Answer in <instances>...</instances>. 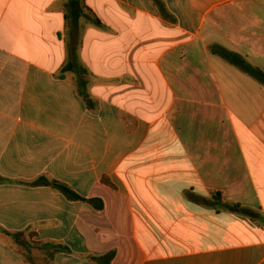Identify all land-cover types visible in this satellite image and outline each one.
<instances>
[{
    "label": "crops",
    "instance_id": "1",
    "mask_svg": "<svg viewBox=\"0 0 264 264\" xmlns=\"http://www.w3.org/2000/svg\"><path fill=\"white\" fill-rule=\"evenodd\" d=\"M67 2L0 0V264H264L263 224L189 197L264 215V83L218 54L264 73V0H86L65 71Z\"/></svg>",
    "mask_w": 264,
    "mask_h": 264
},
{
    "label": "trees",
    "instance_id": "2",
    "mask_svg": "<svg viewBox=\"0 0 264 264\" xmlns=\"http://www.w3.org/2000/svg\"><path fill=\"white\" fill-rule=\"evenodd\" d=\"M86 0H68L66 4V20L68 21V27H69V46H68V55H69V63L64 67L65 71L71 70L72 68L77 66V52L79 47L81 46V43L78 38V25L79 21L83 18L90 17L95 23H98L99 21L89 15V9L86 7ZM156 5L158 6L160 12L162 14H166V9L161 2V0H154ZM223 59L227 60L228 62L232 63L233 65L237 66L244 72L252 75L256 79L260 80L262 83H264V73L259 71L256 68H253L247 63V61H244L240 55H237L235 53H231L225 49H221V53H218ZM86 102L88 104H91L90 99L88 96L82 91L80 93ZM105 182H108L107 180H104ZM28 186L32 187H51L52 189L62 193L67 199L71 201H83L88 203L92 206L93 209H95L98 212H102L105 208V205L102 200L97 198H91V199H84L80 197L78 194H76L70 187L67 185L60 183L58 181H51L46 177H40L32 182L27 183ZM190 198L196 199L197 201L201 202L202 204L206 206H220L222 209L233 211L240 213L242 215L248 216L261 224L264 225V215L260 212V210H250L245 207H243L241 204H228L224 203L221 199L220 193H214L213 199L208 200L204 198H199L194 195H189ZM7 235L11 236L13 240L16 242V244L23 250L29 251V248L31 249L32 245L29 241L25 239L24 233H6ZM46 248L51 249L53 255L61 252H68L70 253V249L62 246H56V245H47ZM116 251H111L105 255L101 256H92L89 255L88 258L91 262L94 264H112L116 258Z\"/></svg>",
    "mask_w": 264,
    "mask_h": 264
}]
</instances>
